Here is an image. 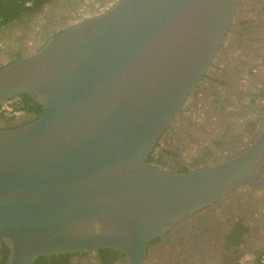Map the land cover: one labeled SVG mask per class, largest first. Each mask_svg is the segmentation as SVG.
Returning a JSON list of instances; mask_svg holds the SVG:
<instances>
[{
  "label": "water",
  "instance_id": "95a60500",
  "mask_svg": "<svg viewBox=\"0 0 264 264\" xmlns=\"http://www.w3.org/2000/svg\"><path fill=\"white\" fill-rule=\"evenodd\" d=\"M241 0H117L0 66V106L31 94L42 112L0 129L5 264L111 247L142 264L149 241L240 185L264 158L253 144L186 172L148 156L184 109Z\"/></svg>",
  "mask_w": 264,
  "mask_h": 264
},
{
  "label": "flooded vegetation",
  "instance_id": "af4514ba",
  "mask_svg": "<svg viewBox=\"0 0 264 264\" xmlns=\"http://www.w3.org/2000/svg\"><path fill=\"white\" fill-rule=\"evenodd\" d=\"M117 0H47L21 24L19 52L10 47L0 66L30 56L66 25L109 8ZM43 21L34 25L33 16ZM29 19V20H28ZM27 20V21H25ZM33 20V21H32ZM41 20V19H40ZM7 62V63H6ZM13 129L31 123L26 114ZM264 119V0H241L223 48L202 81L159 138L148 162L166 170L186 172L235 158L258 136ZM8 248L0 239V264ZM264 158L254 170L252 185H240L156 235L142 264H263ZM111 248L48 254L33 264H130Z\"/></svg>",
  "mask_w": 264,
  "mask_h": 264
},
{
  "label": "trees",
  "instance_id": "16d2710c",
  "mask_svg": "<svg viewBox=\"0 0 264 264\" xmlns=\"http://www.w3.org/2000/svg\"><path fill=\"white\" fill-rule=\"evenodd\" d=\"M46 1L47 0H0V27H4L26 13L34 11ZM18 59L19 58L15 60ZM5 104L9 106L10 110H2V106H0V119L18 113H26L34 115L35 120L42 112V105L31 94L27 93L14 96Z\"/></svg>",
  "mask_w": 264,
  "mask_h": 264
},
{
  "label": "crops",
  "instance_id": "0c3cea01",
  "mask_svg": "<svg viewBox=\"0 0 264 264\" xmlns=\"http://www.w3.org/2000/svg\"><path fill=\"white\" fill-rule=\"evenodd\" d=\"M58 1H64V0H58ZM66 1V0H65ZM94 1H99V0H94ZM77 14L78 15H87V10L82 8H77L76 9ZM31 13V12H30ZM29 12L26 13L25 15H23L22 17H20L19 19L14 20V22L16 21L17 24L20 22H23L24 19L28 18ZM12 23V22H11ZM9 23L8 25L4 26V27H0V59H2L3 61H5V58L8 56V50L10 47H12L15 52H19L20 49L22 50V47L19 46V36L21 34V24L19 25H14V26H10ZM10 35L12 37H10ZM7 63V62H6ZM5 64V63H4Z\"/></svg>",
  "mask_w": 264,
  "mask_h": 264
},
{
  "label": "rangeland",
  "instance_id": "374dc122",
  "mask_svg": "<svg viewBox=\"0 0 264 264\" xmlns=\"http://www.w3.org/2000/svg\"><path fill=\"white\" fill-rule=\"evenodd\" d=\"M33 12V11H32ZM30 15V14H29ZM30 17V16H29ZM40 17H42V16H40V15H38L37 17H34L33 16V20H35V23H34V25H36L38 22H40V21H43V19L42 18H40ZM41 19V20H40ZM29 20V19H28ZM32 20V21H33ZM25 21H27V20H25ZM22 23V22H21ZM20 22L17 24V22L15 21H13L11 24H10V26H14V25H19L20 26V24H21ZM10 37H12L11 35H10ZM9 56V55H8ZM21 116H26L25 114H23V113H18V114H14V115H10V116H8V117H6V118H3V119H0V125H12V124H14L15 123V121L16 120H19L20 118H21Z\"/></svg>",
  "mask_w": 264,
  "mask_h": 264
},
{
  "label": "built area",
  "instance_id": "2783aa9c",
  "mask_svg": "<svg viewBox=\"0 0 264 264\" xmlns=\"http://www.w3.org/2000/svg\"><path fill=\"white\" fill-rule=\"evenodd\" d=\"M1 106H2V110H10L9 106L6 105V104H3V105H1ZM262 263L264 264V255H263V257H262Z\"/></svg>",
  "mask_w": 264,
  "mask_h": 264
}]
</instances>
